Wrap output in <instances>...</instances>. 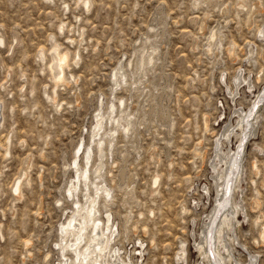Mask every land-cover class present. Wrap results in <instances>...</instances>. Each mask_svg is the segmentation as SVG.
<instances>
[{"label": "rangeland", "instance_id": "374dc122", "mask_svg": "<svg viewBox=\"0 0 264 264\" xmlns=\"http://www.w3.org/2000/svg\"><path fill=\"white\" fill-rule=\"evenodd\" d=\"M56 46L69 53L60 86ZM240 136L225 203L238 216L212 244L217 264H264V0H0V264H64L61 226L98 195L131 264H211L196 243L223 174L218 141L237 150Z\"/></svg>", "mask_w": 264, "mask_h": 264}, {"label": "bare ground", "instance_id": "6f19581e", "mask_svg": "<svg viewBox=\"0 0 264 264\" xmlns=\"http://www.w3.org/2000/svg\"><path fill=\"white\" fill-rule=\"evenodd\" d=\"M2 43H3V41H2ZM69 66H70V64H69V53L61 52L59 50L58 46H56L52 52L51 69H52L53 76L56 79V83L58 86L64 85L67 83L65 73H66V69ZM116 75L117 74L115 73V75H114L115 78H116ZM256 106H257V104L253 107V109L250 110V112L248 114L246 113V111H242L239 114L240 118H239L238 126L242 132L246 131V129L249 126H250V128L254 129V126H252V125H254V123L253 124L249 123L248 117L252 116L255 113L254 111H255ZM102 123L103 122H102V115H101V118H99L97 120V125L95 126L96 132L94 135H96V136L99 135V132L102 129ZM125 129H127V128H125ZM235 130H236L235 125L229 126L226 129V131L224 132V136L229 138ZM114 132H116V131L114 130ZM250 132H251V130H250ZM246 134H248V133H246ZM244 135H245V133H244ZM240 137H241V140H240V144L238 145L237 150L231 149L227 152L222 151V148L220 147V145H222L220 143L221 141L220 140L218 141V145H219L218 151L223 152L225 155L224 169L222 171L223 174L219 175L221 183L218 184V196L216 199V205L213 208L210 215H208V222H206V225H205V228H204V231L202 234L203 240L200 244L196 243V247L203 252V254L205 255L206 258H208L211 261V264H217L215 254L220 252L219 247L217 249L213 248L212 231H217L218 234H223V232L226 231L225 229H223L224 228L223 226H225V227L230 226L231 227V225L234 224L233 222L236 218L237 211H238L237 210L238 208L236 209L237 210L236 211L231 206L232 204L230 205L231 207H229V206H226L225 203H226V196H227L229 190L231 189L232 174L235 171L238 173V171L241 168L240 167V161H241L240 155H241L242 150L244 148L245 141L248 138V137L246 138L244 136H240ZM102 144H103V141L98 143V146L100 149L102 147ZM91 156H92V149L89 148L88 151L85 152V154H84L86 167H89V165H90ZM102 157H103V153H102V150H100V158L102 159ZM218 157H221V155H218ZM78 165L79 164L77 162H75V167H78ZM84 169H86V168H84ZM88 169H86L84 171V173L82 174V179H80L79 174H78V176H77L78 181H80V182L85 181L86 182L88 180V173H89ZM214 169L215 170L218 169L217 165L214 166ZM24 177L25 176H23V178ZM238 179H237V181H238ZM154 183L157 184V180H155ZM20 188H21V180H19L17 183H15L14 188H13L14 193L18 194L20 192ZM76 189H77V183L74 182L73 185L71 186V188L69 189V194L71 195L73 190H76ZM100 189L101 188H98V190H100ZM97 194H98V192H97ZM98 196L92 197V199L90 201V207L88 208V210H85L83 207H81L79 205L80 202H78V206H77L76 210L74 211L72 217L69 219L68 223L66 225L61 226V243H58V245L60 246L61 252L64 254V259H65L64 264H70V261H69L70 259L68 257H66V254L64 253L66 250V247L68 245L73 250V252H74L73 254H75V259H74L75 263L74 264H83L84 262H85V264H131V260L127 261L121 256L120 250L118 248L113 247V246L111 247L112 239H113L114 234H115V233H113V234L109 233L111 230L112 217H111V215H108L106 217V219H104V220L97 217V215L99 213V210L97 209V207H98L97 206ZM89 198H90V196L86 195V200H88ZM86 208H87V206H86ZM84 214H87L86 217L83 216ZM89 226H91L90 236H89L88 240L86 241V243L84 244V236H86V234L84 233L85 235H83V232ZM109 234H111V235H109ZM69 237H74V240L69 242V239H70ZM262 237L264 239V235ZM216 238L218 239L217 241L219 243H222L223 240L221 237H216ZM226 241H227V239H226ZM227 243H228V241H227ZM183 247L185 248V246H183ZM224 249L226 250V252L230 253V248L229 247L227 248L225 244H224ZM183 253L184 254L186 253L185 249L183 250ZM63 254H62V256H63ZM219 256L221 257V255H219ZM231 256H229V257H231ZM222 258H219V260L221 261L222 264H226L225 261H226L227 257H225L224 259H222ZM254 258H256V257H254ZM137 264H139V263H137ZM251 264H255V262L251 263Z\"/></svg>", "mask_w": 264, "mask_h": 264}]
</instances>
